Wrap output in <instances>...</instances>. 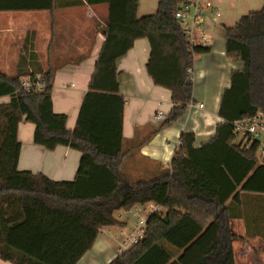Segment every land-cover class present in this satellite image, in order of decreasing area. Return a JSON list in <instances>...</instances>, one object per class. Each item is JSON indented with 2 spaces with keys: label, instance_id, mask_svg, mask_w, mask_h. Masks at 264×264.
<instances>
[{
  "label": "trees",
  "instance_id": "16d2710c",
  "mask_svg": "<svg viewBox=\"0 0 264 264\" xmlns=\"http://www.w3.org/2000/svg\"><path fill=\"white\" fill-rule=\"evenodd\" d=\"M86 1L108 3L110 15L73 130L68 115L53 108L55 71L32 63L29 38L16 74L0 70V97H10L0 105V257L14 264H79L104 228L126 225L118 212L155 203L165 211L150 214L145 237L109 264H236L232 219L244 217L249 235L253 225L261 226L264 238V159L257 144L245 148L233 132L237 120L264 115V5L226 27L227 57L243 69L233 71L222 95L216 135L196 146L195 133H182L170 170L134 181L122 174L126 99L117 60L137 39L149 40L147 72L155 85L171 90L168 126L194 103L191 73L196 56L210 46L189 44L175 17L185 0H159L157 11L142 17L139 0H0V12L54 11ZM37 73L45 90H25L22 77ZM23 120L35 124V143L81 151L73 181L18 170Z\"/></svg>",
  "mask_w": 264,
  "mask_h": 264
},
{
  "label": "crops",
  "instance_id": "0c3cea01",
  "mask_svg": "<svg viewBox=\"0 0 264 264\" xmlns=\"http://www.w3.org/2000/svg\"><path fill=\"white\" fill-rule=\"evenodd\" d=\"M210 1L220 11V16L211 9L204 10V34L209 38L210 52L196 56L191 73L194 103L178 121L164 126L173 108L171 90L155 85L147 72L149 40L137 39L117 60L120 93L126 99L123 136L127 155L122 169L126 179L140 181L160 176L162 170H170L182 133H195V145L200 146L216 135L218 125L223 121L219 115L222 95L231 85L233 71L243 69L242 62L227 57L226 27L263 7L264 0ZM158 4L159 0H139L138 16L155 13ZM37 12L45 14H37L33 29L22 32L11 25L0 29V70L7 75V71L14 72L9 76L16 74L29 38L36 55L32 63L38 68L55 71L53 108L56 113L68 115L67 127L73 130L105 41L109 4L86 1L79 6ZM9 101V96L0 97V105ZM160 112L161 117H158ZM35 129V124L27 120L19 124L18 170L44 173L54 181H73L78 173L81 151L63 145L49 150L35 143ZM258 215L262 216L261 213ZM123 217L118 216L126 225L104 228L79 264H109L121 253L119 240H124L122 235L129 222ZM231 227L235 234L236 264H264L261 226L253 225L252 235H249L242 217L232 219ZM0 264L14 263L0 257Z\"/></svg>",
  "mask_w": 264,
  "mask_h": 264
},
{
  "label": "built area",
  "instance_id": "2783aa9c",
  "mask_svg": "<svg viewBox=\"0 0 264 264\" xmlns=\"http://www.w3.org/2000/svg\"><path fill=\"white\" fill-rule=\"evenodd\" d=\"M205 9H211L217 16H220V11L214 7L210 0H185L181 8L175 13V17L181 23L185 34L189 38L190 45H209V38L204 34L205 27L203 25V16ZM198 34L200 37H198ZM21 80L23 88L29 92L39 93L43 92L46 88V81L41 73H37L34 76L22 77ZM200 107H203V104H200ZM161 114L160 112L158 117H161ZM234 125L233 132L236 141L245 148H250L254 144H257L258 154L264 159V115L260 112L252 117L239 119ZM180 145L181 142H179V146ZM148 206L151 208L152 212L144 215H141L144 210V206L142 205H137L125 211L126 214L139 212L141 217H139L136 223V230L131 233L130 237H128L127 240H119L121 253L129 246L138 243L145 237L149 215L161 211L162 208L155 203H149Z\"/></svg>",
  "mask_w": 264,
  "mask_h": 264
},
{
  "label": "rangeland",
  "instance_id": "374dc122",
  "mask_svg": "<svg viewBox=\"0 0 264 264\" xmlns=\"http://www.w3.org/2000/svg\"><path fill=\"white\" fill-rule=\"evenodd\" d=\"M262 9L259 8L258 10ZM37 14H45L37 11H3L0 13V29L11 25L14 29L24 32L28 29H33L36 26V18ZM9 75H11L14 72H8ZM123 174V172H122ZM123 176V175H122ZM143 212L141 215H144L146 213L152 212L151 208L148 205H144ZM124 215V219H128V226L126 229H124V234L122 235V238L124 240H127L128 237H130L131 233H133L137 226L136 223L139 220L140 213L134 212L132 214H126L125 211H120L117 213V216Z\"/></svg>",
  "mask_w": 264,
  "mask_h": 264
}]
</instances>
